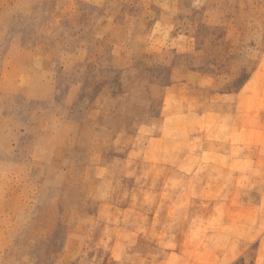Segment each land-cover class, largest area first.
<instances>
[{
  "label": "rangeland",
  "instance_id": "obj_1",
  "mask_svg": "<svg viewBox=\"0 0 264 264\" xmlns=\"http://www.w3.org/2000/svg\"><path fill=\"white\" fill-rule=\"evenodd\" d=\"M0 264H264V0H0Z\"/></svg>",
  "mask_w": 264,
  "mask_h": 264
}]
</instances>
